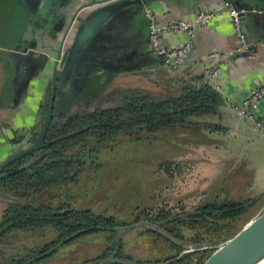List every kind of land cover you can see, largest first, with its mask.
I'll list each match as a JSON object with an SVG mask.
<instances>
[{"label":"crops","instance_id":"crops-1","mask_svg":"<svg viewBox=\"0 0 264 264\" xmlns=\"http://www.w3.org/2000/svg\"><path fill=\"white\" fill-rule=\"evenodd\" d=\"M99 1L0 0V165L26 147L40 129L52 83L57 87L64 83V90L56 88L58 96L54 106L65 110L67 99L71 98L66 89L73 90L81 75L85 83L80 86L83 95L69 104V109L85 101V90L91 83H103L99 96L125 85L148 91L157 85L168 88L167 92H175L182 83L208 84L222 98L216 116L223 120L225 127L232 124L234 131L250 138L249 144H264V131L256 130L237 116L235 110L252 88L264 82V0H250L253 8L259 10L247 12L240 21L247 48H239L240 42L228 17H213L193 29L190 56L184 65L176 68L162 67L149 53L147 28L137 7L132 19L125 20V8H121L116 17L105 18L103 33L100 26H92L88 36L81 38L80 33L90 24L88 18L92 11L102 6ZM147 5L159 24L191 19L196 11L226 10L223 0H150ZM122 20L129 21L124 51H142L144 54L138 62L127 65L124 61L126 66L112 70L110 55L104 53L99 59L78 65L85 45L92 38H97L99 46L103 45L104 35L108 32L114 36L112 27ZM186 37L181 32L164 33L160 40L164 46H178ZM57 56L59 59L55 62ZM53 71L64 75L62 81H51ZM250 111L254 116L264 117V97ZM253 168L258 169L254 182L262 184L259 190L264 191V161L255 162ZM3 205L0 199V214ZM13 233L16 232L10 234Z\"/></svg>","mask_w":264,"mask_h":264},{"label":"trees","instance_id":"trees-1","mask_svg":"<svg viewBox=\"0 0 264 264\" xmlns=\"http://www.w3.org/2000/svg\"><path fill=\"white\" fill-rule=\"evenodd\" d=\"M149 1L145 0V3ZM155 59L158 63L159 59ZM103 87V83H91L85 90L84 103L112 94H119L120 99L115 105H101L96 109L83 106L69 109L68 105L83 95V89L76 91L67 87L66 92L70 91L68 95L71 98L67 99L65 110H57L53 101L42 145L32 152L16 157L12 155L0 165V199L6 202L0 214V241H7L12 232L45 227L56 234L48 243L31 248L24 256L10 257L5 264H40L55 255L59 247L96 235L106 245L94 259L84 260L85 264L90 261L93 264H134L129 262L130 257L124 255L118 233L134 223L94 212L87 207L70 206L65 198L53 205L36 196L57 188H65L68 192L81 185L88 166L80 155L90 157L99 153L118 135H143L142 139H146L175 126L196 123H202L211 131L219 130L218 125L198 121L211 120L222 104L218 91L208 84L182 83L175 92L168 93H153L140 88H125L119 93L124 87L118 86L99 96ZM56 88L64 90V86L57 87L55 84L54 99L58 96ZM63 195L66 197L67 194ZM257 198L234 200L217 196L196 203L189 209L161 208L154 214L145 213L142 218L145 225L143 232L163 241L173 252L171 256L154 263L194 264L202 257L206 247L231 232L233 224Z\"/></svg>","mask_w":264,"mask_h":264},{"label":"rangeland","instance_id":"rangeland-1","mask_svg":"<svg viewBox=\"0 0 264 264\" xmlns=\"http://www.w3.org/2000/svg\"><path fill=\"white\" fill-rule=\"evenodd\" d=\"M123 87L119 93L125 88H135ZM167 89L155 85L149 91L168 93ZM119 96L96 97L88 104L82 102L73 108L112 106L119 101ZM237 116L242 117L238 113ZM210 119L196 120L218 125L219 130L211 131L202 123H196L175 126L146 139H142L143 135H118L99 153L90 157L80 155L88 166L81 185L72 191L57 188L36 197L53 205L65 198L70 206L87 207L134 223L118 232L124 255L130 257L129 262L155 264L156 260L162 261L173 252L166 243L143 232L145 213L154 214L161 208L189 209L217 196L234 200L258 197L248 211L263 208L260 204L264 202V191L259 190L262 184L254 182L258 169L253 168V164L264 161V144H249L250 138L241 131H234L232 124L225 127L219 117ZM237 226L235 223L234 228ZM55 236V232L47 227L10 234L7 241H0L3 243L0 244V264H5L10 257L26 255L31 248L42 246ZM100 238L90 236L61 246L55 255L40 264H85L84 260L94 259L106 245ZM86 264H93V261Z\"/></svg>","mask_w":264,"mask_h":264},{"label":"water","instance_id":"water-1","mask_svg":"<svg viewBox=\"0 0 264 264\" xmlns=\"http://www.w3.org/2000/svg\"><path fill=\"white\" fill-rule=\"evenodd\" d=\"M225 3H227L229 6L235 8V9H243L244 13L240 15V21L245 17V14L249 11H257L259 9L253 8L252 3L250 0H223ZM98 4H101L102 6L96 8L91 13V18L89 17L88 26L85 28L86 30H83L82 33H80L81 38H85L89 34V30H91V27H99L100 26V32L103 33V30H105V26L103 25V22L105 18L109 15L117 16V13L120 12L121 8H125L124 12H126V15H124V19H132V17L135 14V8L137 7L141 11V15L144 19L146 28H147V44H148V51L149 53L154 57L158 58L159 62L162 67L169 68L165 65H163L164 57L162 55H155L152 54L149 49V29H148V20L143 15L144 7H148L147 3H145V0H101ZM133 7V8H132ZM132 8V9H131ZM123 19V20H124ZM119 22L118 26H113L112 31L114 30V36L109 35V33H106V36L104 35L103 45H98L96 43L97 38H92L86 48L81 53L80 57H78V65L82 62L88 64V61L92 62V58L99 59L103 54L105 53L106 56L110 55V64L112 66V70H116L119 67H124L127 62V65L129 63H134L135 61L138 62V58H141V56L144 54L142 51H132L130 53H127L125 50L127 46L128 38L125 36L127 32V27L129 21H123ZM108 25V24H107ZM192 49V48H191ZM190 52L184 57L182 63L179 65H184L189 56ZM135 56H134V55ZM59 59V56L56 57L57 62ZM76 66L75 72L78 70L79 66ZM66 70V69H65ZM53 79L51 80L54 82L55 79H58L59 81H62L64 75L62 74H56L54 71L52 72ZM84 79V76H80L77 80V83H74V88L76 91L80 90V86H82L84 83H82ZM64 83H60V86H63ZM55 83H52L51 85V92L49 96V100L46 106V109L43 114V120L40 129L37 131L35 139L33 142L28 145L26 148L20 149L19 151L12 154L13 156H19L21 154H24L26 152H32L39 148L42 145L43 136L45 134L46 128L49 124L50 118H51V109L53 107V101H54V94H55ZM264 200V199H263ZM259 210H250L247 212L235 223L238 224L236 228H234V224L231 232L223 237L217 240L213 245L206 247V251L202 255V257L195 262L194 264H238L235 263L234 260L243 255L244 253L254 250V249H260L264 248V202L261 203ZM256 208V207H255ZM258 209V208H256Z\"/></svg>","mask_w":264,"mask_h":264},{"label":"built area","instance_id":"built-area-1","mask_svg":"<svg viewBox=\"0 0 264 264\" xmlns=\"http://www.w3.org/2000/svg\"><path fill=\"white\" fill-rule=\"evenodd\" d=\"M226 10L218 11H196L191 19L174 20L167 23H157L155 16L149 7H144L143 15L148 20L149 29V49L152 54L162 55L164 57L163 65L169 68L178 67L184 57L192 48V31L195 27L204 25L213 17L226 16L231 22L234 34L240 42L239 48H247L249 46L243 39L240 28V15L244 13L243 9H235L225 3ZM185 33L186 39L178 46H164L161 43L160 37L164 33ZM224 55V54H223ZM222 55V56H223ZM214 57L218 55L214 54ZM221 56V55H219ZM264 97V82L261 85L255 86L250 93L241 100L235 107L236 112L245 118L252 126L259 131H264V117L254 116L250 108Z\"/></svg>","mask_w":264,"mask_h":264},{"label":"bare ground","instance_id":"bare-ground-1","mask_svg":"<svg viewBox=\"0 0 264 264\" xmlns=\"http://www.w3.org/2000/svg\"><path fill=\"white\" fill-rule=\"evenodd\" d=\"M238 264H264V248L250 250L234 260Z\"/></svg>","mask_w":264,"mask_h":264}]
</instances>
